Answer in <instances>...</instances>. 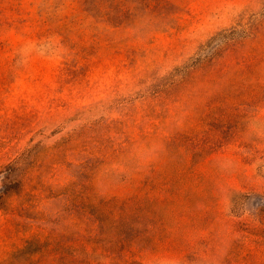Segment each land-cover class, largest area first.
<instances>
[{
  "label": "rangeland",
  "instance_id": "rangeland-1",
  "mask_svg": "<svg viewBox=\"0 0 264 264\" xmlns=\"http://www.w3.org/2000/svg\"><path fill=\"white\" fill-rule=\"evenodd\" d=\"M0 264H264V0H0Z\"/></svg>",
  "mask_w": 264,
  "mask_h": 264
}]
</instances>
